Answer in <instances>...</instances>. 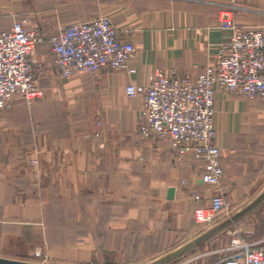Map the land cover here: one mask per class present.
I'll list each match as a JSON object with an SVG mask.
<instances>
[{"label":"crops","instance_id":"1","mask_svg":"<svg viewBox=\"0 0 264 264\" xmlns=\"http://www.w3.org/2000/svg\"><path fill=\"white\" fill-rule=\"evenodd\" d=\"M224 3L0 0V32L27 20L48 37L107 16L137 49L135 75L104 69L63 80L51 46H36V84L44 96L33 104L16 99L0 113V258L52 264L155 258L147 263L153 264L185 245L196 230L195 210L213 191L200 162L178 160L166 140L140 138L143 100L129 98L126 86L148 84L156 69L191 79L204 74L228 42L219 26ZM241 7L239 25L264 29V0H243ZM215 109L227 200L241 202L252 187H264V100L218 93Z\"/></svg>","mask_w":264,"mask_h":264},{"label":"built area","instance_id":"2","mask_svg":"<svg viewBox=\"0 0 264 264\" xmlns=\"http://www.w3.org/2000/svg\"><path fill=\"white\" fill-rule=\"evenodd\" d=\"M227 1L231 4L238 0ZM227 8L220 14V23L230 32L231 43L222 47L204 75L194 80L178 77L174 69L171 74L156 69L148 84L126 86L131 99L143 100L144 137L168 140L178 160L191 156L205 171V184L214 195L209 207L195 211L200 224H212L231 206L225 199V169L214 125L218 86L230 94L264 98V31L237 25L232 14L234 6ZM26 25V20L19 21L10 30L0 32V111L10 109L16 98L30 103L41 96L32 58L40 43L51 46L54 65L63 80L80 72L97 75L106 68L137 74L130 67L136 58V46L121 39L108 18L60 27L46 38ZM235 249L215 264H264V246L242 244ZM199 261L198 256H191L176 264Z\"/></svg>","mask_w":264,"mask_h":264},{"label":"rangeland","instance_id":"3","mask_svg":"<svg viewBox=\"0 0 264 264\" xmlns=\"http://www.w3.org/2000/svg\"><path fill=\"white\" fill-rule=\"evenodd\" d=\"M242 1L243 0H238L235 3H231L230 4L227 0H225V3L222 6L223 8L221 9V11L219 13V26H220V28L222 30L228 32V42L222 44L219 47L218 52L214 56V59H215L216 55L221 51V49H222V47L224 45L231 43V34H230V32L227 31V30H225L221 26V23H220V14H221V12L223 10L228 9L227 8L228 6L230 7V5H232L235 8V10H233V12H232L233 18H234V21H235V14L238 13V12H240L242 10V7H241V2ZM99 18H108V19H110L107 16H100L97 19H99ZM235 23L237 25H239V23H237L236 21H235ZM239 26H243V25H239ZM243 27H249V28H253V29H258V30L264 31L263 28H260L257 25H244ZM28 28H36L40 32V34L42 36H44L43 33H42V30L39 27H28ZM57 29L58 28H56L55 31ZM118 34H119V32H118ZM33 53H34V51H33ZM32 58H33V56H32ZM214 59L211 62V64L208 65V67L210 65H213L214 64ZM34 65H35V62H34ZM208 67H207L206 71L208 70ZM106 69H110L112 71L126 72L128 74V72L126 70H114V69H111V68H106ZM161 70L165 71L166 73H170L171 71H173L172 68L169 69V70H164V69H161ZM174 71H175V74L178 77H186V76H180V75H178V73H177V71L175 69H174ZM206 71H205V73H206ZM34 72H35V68H34ZM80 73H86V72H80ZM204 74H201L199 77H201ZM199 77L195 78L194 80L198 79ZM58 82H60L61 84H63L62 81H58ZM36 87L42 92L41 93V96H39L38 98L34 99L30 103L27 102L28 104H33L37 100L41 99L44 96V94H43L44 93V90L41 88V86H36ZM218 93H224V94L232 95V96H241V97H244L247 100H251V101L257 100V99L264 100V98H250V97H248L246 95H243V94H230L227 90L221 88L220 86H218V88L216 90L215 100H216V96H217ZM16 99L24 100L22 98H16ZM14 101H13V103H14ZM13 103H12V105H13ZM11 108H12V106H11ZM5 111H7V110H5ZM1 112H4V111H0V113ZM143 122H144V120H143V117L141 116V123H140V126H139V132H138V134H139V136H140L141 139H143L145 141L146 140L147 141H154V140H157V139L158 140L165 141V139H160V138H154L153 139V138H146V137H144L143 132L141 130V125L143 124ZM214 122H215V116H214ZM217 138H218V133H217ZM166 141H168V140H166ZM168 143H169V146H170V142L169 141H168ZM171 150H173V149L171 148ZM173 151L175 152V150H173ZM175 154H176V152H175ZM189 157L192 158L191 156H189ZM189 157L187 156V158H189ZM192 159L195 160L194 158H192ZM30 165L32 167H35V166L38 165V161L36 159H31L30 160ZM205 176H206V174H204V177H203L204 180H205ZM204 184H205V181H204ZM224 184H225L224 186H226V173H225V183ZM205 186L209 190H212L213 191V189L210 188V187H208L206 184H205ZM251 189L252 190H250V193H248V197L246 198V200L241 201V202L240 201H236V202L230 201V202H228V200H227V189L225 188V190H226V192H225V199H226V202L231 205L230 206V210L222 213L216 219V221L213 222L212 224H200V223H198L197 220H196V218H195V212H194V220H195V223H196V230L193 233H191V234H189L188 236L185 237L184 244L186 245V244H188V243H190L192 241H195L196 239H198L201 236H203L205 233H207L209 230H211L215 226H218L219 224H222V223L226 222L227 220L231 219L233 216H235L236 214H238L240 211H242L243 209H245L249 205H251L264 192L263 191L264 190V187L263 186L262 187H258V188L257 187H255V188L252 187ZM213 195H214V192H213ZM210 203L211 202L209 200V202L206 204L205 207H199L197 209L207 208V207L210 206ZM242 244H253L254 247H262V246H264V200L260 204H258L255 208H253L251 211H249L244 216H242L241 218H239L237 220H234L233 222H231L230 224H228L225 228H223L219 232L213 234L209 238H207L205 240H202L201 242H199L198 244H196L195 247H193L191 250H189L182 257V260L183 259H186V258H189L191 256H198L200 258L199 264H215V263H217V262H219V261H221V260H223V259L231 256L235 252V250H236L235 247L240 246ZM152 259H155V258H152ZM152 259H150V260H142V262H140V264H147L150 261H153ZM18 261L30 262V263H34V264H52L51 263V260L46 261V260H40V259H23V260H19L18 259ZM176 262H178V261L175 260L171 264H176Z\"/></svg>","mask_w":264,"mask_h":264},{"label":"water","instance_id":"4","mask_svg":"<svg viewBox=\"0 0 264 264\" xmlns=\"http://www.w3.org/2000/svg\"><path fill=\"white\" fill-rule=\"evenodd\" d=\"M173 194H174V189H171L170 192H169V197L170 198H173ZM263 200H264V192L251 205H249L247 208H245L242 211H240L238 214H236L235 216H233L231 219L227 220L226 222H224L222 224H219L218 226H215L214 228H212L211 230H209L207 233H205L200 238H198L195 241H192V242L184 245L182 248H180L176 252L171 253V254L165 256L164 258L158 260L157 262H155L153 264H164L166 262H169V261H171V260H173V259H175L177 257H180V256L186 254L189 250H191L193 247H195L196 244H198L202 240H205V239L209 238L213 234L219 232L220 230H222L223 228H225L228 224H230L234 220H237V219L241 218L246 213H248L253 208H255L258 204H260ZM0 264H34V263L24 262V261L8 260V259H2V258H0Z\"/></svg>","mask_w":264,"mask_h":264}]
</instances>
